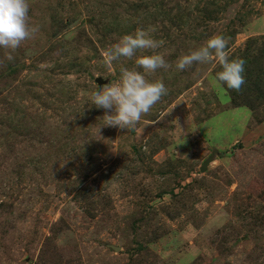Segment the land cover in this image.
I'll return each instance as SVG.
<instances>
[{"label":"rangeland","instance_id":"obj_1","mask_svg":"<svg viewBox=\"0 0 264 264\" xmlns=\"http://www.w3.org/2000/svg\"><path fill=\"white\" fill-rule=\"evenodd\" d=\"M33 38L0 48V264H264V0H29ZM155 26L168 93L135 129L103 126L105 51ZM245 60L239 91L213 58ZM142 71V69H137ZM101 78L103 82L96 81ZM115 247H119L116 249Z\"/></svg>","mask_w":264,"mask_h":264},{"label":"clouds","instance_id":"obj_2","mask_svg":"<svg viewBox=\"0 0 264 264\" xmlns=\"http://www.w3.org/2000/svg\"><path fill=\"white\" fill-rule=\"evenodd\" d=\"M29 0H0V48L6 51V58L14 59L12 53L20 47L23 41L31 39L39 31V25H33L29 20ZM155 26L137 28L133 33L123 35L104 53L103 63L111 69L113 62L121 58L132 60L135 66L127 68L120 66L118 83L108 84L90 96V101L97 108L106 110L103 126H113L132 130L152 107L167 95L168 89L162 78L148 79L158 69L168 71L173 67L164 55L153 51L152 54L137 56L138 50H155L164 45V40H157L152 35ZM229 39L222 34L214 35L207 41L181 55L174 63L177 72L190 68L193 64H208L213 58L219 62L220 70L215 79L228 89L239 91L245 83V60L230 58L227 55ZM142 69V71L137 70Z\"/></svg>","mask_w":264,"mask_h":264},{"label":"water","instance_id":"obj_3","mask_svg":"<svg viewBox=\"0 0 264 264\" xmlns=\"http://www.w3.org/2000/svg\"><path fill=\"white\" fill-rule=\"evenodd\" d=\"M96 81L98 82H103V80L101 78H96ZM116 249H119V247H115Z\"/></svg>","mask_w":264,"mask_h":264},{"label":"crops","instance_id":"obj_4","mask_svg":"<svg viewBox=\"0 0 264 264\" xmlns=\"http://www.w3.org/2000/svg\"><path fill=\"white\" fill-rule=\"evenodd\" d=\"M264 127V122L259 126L260 129Z\"/></svg>","mask_w":264,"mask_h":264}]
</instances>
